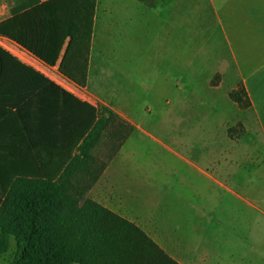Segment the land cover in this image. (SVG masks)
I'll list each match as a JSON object with an SVG mask.
<instances>
[{"label": "trees", "instance_id": "trees-1", "mask_svg": "<svg viewBox=\"0 0 264 264\" xmlns=\"http://www.w3.org/2000/svg\"><path fill=\"white\" fill-rule=\"evenodd\" d=\"M97 5L98 0H35L0 23V37L50 67L60 62V73L85 89ZM243 95L241 87L230 97L247 109L250 101ZM115 124L129 127L119 148L134 127L109 107L80 100L0 46V213L18 225L10 264H179L136 224L81 199L91 187L92 152ZM77 177H84V189H76ZM5 236L1 253L8 250Z\"/></svg>", "mask_w": 264, "mask_h": 264}, {"label": "crops", "instance_id": "crops-1", "mask_svg": "<svg viewBox=\"0 0 264 264\" xmlns=\"http://www.w3.org/2000/svg\"><path fill=\"white\" fill-rule=\"evenodd\" d=\"M32 1L35 0H0V23L11 18L17 7ZM37 1L42 3L48 0ZM152 1L154 7L140 0H98L88 84L85 89H81L60 73V62L55 67H50L5 37H0V46L80 100L95 107L105 105L134 127L132 134L118 149L108 154L103 153L102 156L98 155V147L93 150L92 174L87 179L91 186L87 193L89 199L136 224L179 264H249L257 246L262 248L264 256V188L258 199L263 203L262 209L246 202L244 198L241 200L253 212H259L261 217L254 216L246 209L239 212L237 204L234 203L229 213L208 217L205 210L215 207L217 211L218 206L211 194H202L213 184L233 192L222 177H229L233 184L240 174L241 167L226 168L222 164L221 153L218 156L207 154L202 156L207 169H181L175 171L177 177L173 179L168 170L143 169L130 163L139 155L135 150L138 144L137 134H147L142 120L136 115L137 106L134 101L142 92V78L138 79L137 75L131 77L127 90L111 88L107 82V73L98 66L97 56L101 47H110L116 42L118 27L119 44L129 50L130 63L137 70V64L141 63L138 51L143 44V32L151 37L152 25L158 22L160 16L170 13L172 22L168 28L172 36H169V40L164 39L167 49H158V53L161 52L163 56H157L161 62L167 59L169 64L171 52L168 44L174 41L176 23H182L185 29V15L178 12L179 9H182V12L185 9L184 0L177 6L175 0ZM210 2L213 3L215 20L225 32L229 45L239 50L234 52L231 49L229 58L220 57L218 67L205 79L208 86L205 92L210 96L216 94L226 81L229 82L225 98L238 113L233 125L242 121L245 127V134L233 143L239 145L247 139L250 149L244 153L248 152L246 156L252 161L261 160L263 163L262 168L253 167L254 172L249 168V171H252L251 179L261 176L264 182V0H209ZM143 22L149 28L146 31ZM201 22L199 13L195 19L198 30H201ZM188 25L192 26L191 21ZM198 30L196 32H199ZM187 48L189 49V46ZM200 50L201 47L199 52ZM217 75L221 76L222 81L213 86L212 82ZM155 76L161 80L158 92L167 94L173 89L168 74L166 79L159 78L158 72ZM241 84L251 102L247 109H242L230 98V93ZM84 92L90 97L84 98ZM120 92H128L134 96L131 97L130 104L119 103L109 97L110 94ZM204 102V105L211 104L212 99L207 97ZM195 171L200 174L201 183L198 185L196 182L190 184L186 180V174L190 175ZM251 185L252 187L248 184L247 188L255 190L254 184ZM252 190L248 193L254 194ZM194 194L199 195L198 200ZM235 194L238 199L241 198L238 193ZM224 238L226 241H222ZM256 239H262V242H256Z\"/></svg>", "mask_w": 264, "mask_h": 264}, {"label": "rangeland", "instance_id": "rangeland-1", "mask_svg": "<svg viewBox=\"0 0 264 264\" xmlns=\"http://www.w3.org/2000/svg\"><path fill=\"white\" fill-rule=\"evenodd\" d=\"M175 1L177 6L183 0ZM183 4L185 9H183V12L182 9H179L178 12L185 15V29H183L182 23H176L173 33L174 41L168 44L171 52L169 64L167 59L161 62L157 59V56H163L161 52L158 53V49L160 48L159 51L167 49L166 40L164 39L169 40V36H172V34H169L168 28L172 22L170 13L160 16L158 22L152 25L150 29L152 32L151 37L143 32V44L138 51L141 63L137 64V70L130 63L129 50L119 44L118 27L116 29V42L110 47H101L99 50V56H97L98 66L107 73V82L110 83L111 88L127 90L131 77L137 75L138 79L139 77L142 78V92L134 98V101H136L137 106L136 115L140 121L142 120L141 123L147 134H137L138 144L135 150L139 152V155L136 160H131L130 163L143 169L168 170L171 173V178L174 179L177 177L175 171L178 172L181 169H207L202 156L207 154L218 156L221 153L224 167L238 166L241 167V171L233 184H231L229 177L221 176L233 192L212 183L213 185L208 186L206 192L202 193L207 196L211 194L212 199L216 201L218 206L217 211L215 207L207 208L205 214L208 217H213L218 214L229 213L230 207L234 203L237 204L239 212L246 209L252 212L254 216L261 217L259 212H253L252 209L247 207V204H243L241 201L244 198L246 202L253 203L262 209L263 203L258 199L264 188V182L261 180V176H255L251 179V172L253 167L254 169L262 168L263 163L261 160L260 162H257V160L252 161L249 156H246L248 152H244L250 149L248 148L247 139L239 145L233 143V141L242 138L245 134V127L242 121L233 125L238 118V113L235 112L225 98L229 82L226 81L216 94L210 96L205 92L208 87L205 79L215 67H218L220 57L229 58L231 49L238 52L239 48L231 47L225 32L219 28V24L215 20L213 3H209V0H184ZM199 13L202 20L201 30H198V24L195 25V19ZM189 21L192 23L191 27L188 25ZM143 27L145 31L149 29L144 22ZM196 30L199 32H196ZM230 39H232L231 32ZM200 47L202 50L199 52ZM166 57H168V54ZM215 58H217L216 61ZM157 72L159 78L166 79V74L169 75L168 79L171 81L173 89L169 90L167 94L158 92L161 80L156 78ZM220 81H222L221 76L217 75L212 85L217 86ZM262 81L264 83V80ZM241 87L245 90L243 101L246 100L245 98L250 101L242 84L232 92L240 90ZM82 96L84 98L90 97L85 92ZM109 97L119 103L130 104L131 97L134 96H131L128 92H120L110 94ZM207 97L212 99V103L204 105V99ZM127 130H129V127L118 128L116 124L113 125L103 137L97 150L98 155L101 154L102 156L103 153L108 154L117 149L121 137ZM0 163H2L1 160ZM5 167L6 170L10 168L9 165ZM249 168L252 171H249ZM10 171H13V169L10 168ZM257 174L261 175V173ZM81 178L84 177L75 180V187L78 190L84 189L86 186V181L81 180ZM186 180L190 184L191 182H196L197 185L201 183L198 171L190 175L186 174ZM248 184L251 187V184H254L255 190L247 188ZM251 190L254 194L248 193ZM235 193H238L241 198L238 199ZM194 196L198 200L199 195L194 194ZM86 198L88 197L85 193L81 199ZM79 202L81 201L79 200ZM188 208L187 206L186 209ZM4 216V212L0 213V237L3 234L6 235L5 240L8 243V250L6 253L0 252V264H10L17 251L15 234L18 231V225L14 221L5 222ZM6 217L9 216L6 215ZM257 225L262 226V224ZM222 241H226V238ZM256 242H262V239H256ZM249 264H264L261 247L257 246Z\"/></svg>", "mask_w": 264, "mask_h": 264}]
</instances>
